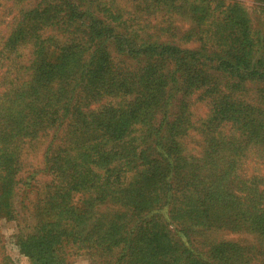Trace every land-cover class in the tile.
Masks as SVG:
<instances>
[{
  "label": "rangeland",
  "instance_id": "rangeland-1",
  "mask_svg": "<svg viewBox=\"0 0 264 264\" xmlns=\"http://www.w3.org/2000/svg\"><path fill=\"white\" fill-rule=\"evenodd\" d=\"M72 1L0 0V264L42 221L74 226L64 264H264V134L213 120L264 123V0Z\"/></svg>",
  "mask_w": 264,
  "mask_h": 264
},
{
  "label": "trees",
  "instance_id": "trees-1",
  "mask_svg": "<svg viewBox=\"0 0 264 264\" xmlns=\"http://www.w3.org/2000/svg\"><path fill=\"white\" fill-rule=\"evenodd\" d=\"M55 1L58 2L56 4H51L50 10L57 14L67 12L70 21H73L74 16H76L77 12L79 13L80 11L81 5L76 4L72 0ZM26 25L27 28L22 27L17 30V35L15 34V37H13L14 40L19 42L20 40L22 41L27 37L25 35L29 33L28 29L30 27V23L27 22ZM76 48H80V46H77ZM76 53L77 52H75L72 48L69 51V54L71 55ZM55 67L56 65H52L51 67L44 65V59L42 60V64L39 61L37 71L35 72V77L38 82L48 84V82L50 81L48 79L53 76H57L60 78L63 77V73H61L60 68ZM210 83H212V81L205 80L203 82V85H211ZM138 104H140V102H137V100L133 103L136 112H139L141 109L138 108ZM238 107V103L233 101L231 97L226 96L221 98L220 103L217 102V109L214 112L215 116L213 117V120L218 121L219 123V121L225 122L227 120L234 119L236 120V125L241 124V131L244 136L249 139V141L262 140L264 138H262L264 134V123L262 117H260V119H253L244 122L240 120L241 114H238ZM136 112L121 111V114L125 121L124 125H126L130 120L133 121L132 116H134ZM151 112L152 109L147 103L145 108L139 115H143L145 119V117L149 116ZM120 123L121 120L117 122V124ZM121 126L123 127V124H121ZM0 209L10 210L9 215H11V217L14 216V209L12 208L11 202L9 203V200L0 203ZM245 210L250 213V217L255 227L264 233V205H251ZM75 229H77V226H75ZM62 230L60 228H56L52 224H46L44 221L38 222L34 227H32V229L31 226L24 229L21 228L18 235L21 251L32 258L34 260V264H64L60 256V248L68 241L70 235L72 236L71 233H73L74 231V226H72V228L68 230V233H63Z\"/></svg>",
  "mask_w": 264,
  "mask_h": 264
}]
</instances>
